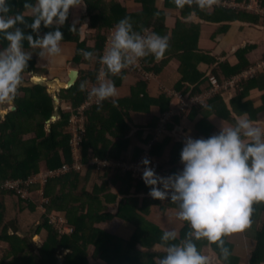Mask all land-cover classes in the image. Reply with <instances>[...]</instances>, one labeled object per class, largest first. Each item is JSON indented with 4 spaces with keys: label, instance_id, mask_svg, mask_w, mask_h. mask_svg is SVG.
<instances>
[{
    "label": "trees",
    "instance_id": "1",
    "mask_svg": "<svg viewBox=\"0 0 264 264\" xmlns=\"http://www.w3.org/2000/svg\"><path fill=\"white\" fill-rule=\"evenodd\" d=\"M127 1L81 0L70 6L65 23L59 26L62 32L59 43L77 46L70 63L74 68L83 70L74 87L60 91V119L52 120L57 111L56 100L48 93L47 86L39 83L42 80L29 87L18 86L13 98L16 109L5 114L4 118L0 116V264H157L166 254L169 244H179L186 239L192 240L201 253L212 248L219 264H239L241 260L246 264H264V202H254L251 223L244 227L253 230L252 234L247 235L248 243L253 247L250 255L245 259L236 255L233 240H238V237L231 235L235 231L222 237L224 246L229 250L225 258L220 255L216 242L208 241L205 237H194L187 221L183 222L175 239L162 240L165 230L145 219V215H149L152 208L160 213L179 209V201H172L169 196L163 199L151 197L148 194L151 185L134 178L130 171L114 169L110 165L101 170L98 164H90L96 158L107 160L110 164L121 161L132 163L144 153V148L137 145L140 139L142 144L152 143L150 154L158 158L162 171L170 174L178 172L181 146L178 149L173 147L169 161H161L166 144L155 142L156 130L161 118L166 115L165 111L174 109L172 105L177 100L174 97L176 92L193 97L209 91L212 87L210 76H214L219 84L235 78L237 83L227 90L219 89L203 104L193 105L190 109L181 110L177 105L174 110L179 115L173 119L176 123L182 120L190 122L200 115L194 127L195 137H207L218 133L221 129L219 125L234 126L236 118L245 113L251 121H256L258 113L264 111V94L259 95L261 105H256L254 99L243 100L252 90L264 92V54L256 62L249 59L258 45L247 43L239 47L232 57L221 61L219 57L199 52L198 27L184 22L183 17L194 13L201 20L200 23H221L217 33L226 32L231 23L237 22L264 26V0H220L231 5L213 4L217 7L212 10L208 4L199 7L196 0H184L182 6H177L175 0H164L165 8L162 11L156 7L159 0H137L139 7L136 8L129 7ZM10 2V14L19 13L24 17V22H18L13 28L19 26L34 39L56 26L54 23L44 26L41 22L38 30L33 31L26 25L35 15L31 5L36 0H27L29 7H25V0ZM79 7L87 8V16L76 22L75 10ZM258 7L260 10H257ZM168 9L179 11L174 30L167 26ZM125 15L130 18L134 32L146 35L155 31L167 35L168 47L159 58L150 52L140 57V68L128 70L124 67L120 72L112 73L100 57L113 25ZM73 22L74 28L70 29L69 25ZM92 41L95 42L93 47L90 45ZM7 44L8 41L0 34V50ZM21 48L32 54L39 46L33 47L27 39H22ZM81 49L91 55L85 57L79 51ZM127 55L122 50V57ZM171 59L179 62L181 78L170 96L164 91L160 97H152L148 89L151 79L146 75L160 73ZM35 65L36 59L31 55L21 75L38 72ZM199 65H205L207 69L200 70ZM102 72L107 80L114 82L116 92H119L115 97L117 103L114 105L112 98H108L99 107L94 105L86 110V131L79 139L78 153L79 157L82 156L80 163L86 168L78 170L74 166L77 160L71 122L75 111L90 97V89L101 82ZM128 73L139 76L136 85H123ZM81 82L84 84L83 90L78 87ZM231 91L233 96L227 100ZM67 105L75 111L67 110ZM132 112L150 116L149 125L139 127V134L135 136L132 135ZM49 123L50 127L47 126ZM167 129L172 130L169 121L164 130ZM147 130L149 133L143 139ZM27 135L29 138L25 140ZM65 166L69 170L63 172ZM41 171L44 172L43 180L35 181L36 177H42ZM6 181H20L21 189L28 193L29 199H40L39 203L42 202L43 213L36 210L38 207L32 201L28 205L30 216L42 214L43 222L38 224L35 233L32 234V225L24 232L23 221L8 218L7 197L14 195L21 198V193L4 188ZM140 197L143 205L138 203ZM114 204L116 210L111 207ZM55 216L56 220L53 219ZM114 221H121V224L111 232L108 225L114 224ZM67 227H71L72 232H68ZM43 231L46 232L45 241L42 247H38L34 238L35 235H42Z\"/></svg>",
    "mask_w": 264,
    "mask_h": 264
},
{
    "label": "clouds",
    "instance_id": "2",
    "mask_svg": "<svg viewBox=\"0 0 264 264\" xmlns=\"http://www.w3.org/2000/svg\"><path fill=\"white\" fill-rule=\"evenodd\" d=\"M80 2L36 0L31 5L35 15L26 26L33 31L38 30L41 22L44 26L53 23L56 26L34 39L19 26L13 28L18 22H24V17L19 13L10 14V0H0V34L8 41L7 46L0 50V102H9L14 98L22 82L21 74L31 58L30 53L22 51V39H27L33 47L39 46L41 56L44 51L59 53L62 38L59 26L65 23L70 6ZM183 2L175 0L177 6H182ZM196 2L199 7H204L210 0ZM25 7H29L27 0ZM74 23L69 25L70 29L74 28ZM108 39L110 44L105 47L100 59L112 73L120 72L136 58L144 57L149 52L159 58L168 47L167 35L155 31L141 35L132 31L127 15L115 22ZM122 50H128L129 55L122 57ZM79 51L85 57L91 55L86 50ZM78 87L83 90V82ZM88 95L95 97L98 107L108 98H112L114 105L117 103L116 86L111 80L93 86ZM180 160L182 169L162 176L149 167V158H141L140 163L144 165L141 179L145 185H151L148 194L153 198L169 196L172 201H179L176 216L190 224L194 237H205L208 241L216 242L220 255L226 258L229 250L224 246L222 237L249 225L252 205L254 202H264V127L251 121L245 113L236 118L234 126H222L216 134L195 138L187 135L180 150ZM176 235L175 230H165L161 239H175ZM165 251L166 254L157 264L209 262V258L198 251L190 239L169 244Z\"/></svg>",
    "mask_w": 264,
    "mask_h": 264
},
{
    "label": "crops",
    "instance_id": "3",
    "mask_svg": "<svg viewBox=\"0 0 264 264\" xmlns=\"http://www.w3.org/2000/svg\"><path fill=\"white\" fill-rule=\"evenodd\" d=\"M122 1L125 2L126 0H122ZM136 1L137 0H129V1H127V5L131 8L139 7V4H137ZM156 7L160 11H162L165 8L164 0H159ZM214 7H217V6H214L213 4L208 3V8L210 10H212ZM167 13L169 14V17L167 19V26H168V28L174 30L176 28L177 17L179 15L178 14L179 11L176 12V10L172 11V10L168 9ZM183 21L188 23V24L190 23V24H193V25L198 27V40H199L198 41V49H199L200 53H208L210 55H213L214 57H219V58H221V61H224L228 57H232L238 51L239 47H243L247 43H253V44H257L258 48H257V50L253 51V54L251 55V58H249V59L251 61L256 62L264 54V26L263 25L252 26L251 24L246 23V22H244V23H241V22L231 23L230 27L227 29L226 32L217 33L218 27L220 25H222L221 23L220 24H212V23H206V22L200 23L201 20L198 19L196 14H194V13L190 14L186 18L183 17ZM216 33H217V35H216ZM59 45H60V49H61L59 53L49 54L46 51L45 54H47V56L43 57V59L40 56H38L36 58V64H37V70H42L44 73H45V70H43V69H46V72L50 71L49 65L53 66L54 69L58 68L59 72H61V73H63V71H65V73H63V74L60 73V75L58 74V76H56V77H58L57 80H60L62 82V81H68L69 80V70H65V68H67L66 65L70 62V60L73 58V56H75L77 46L74 44H60V43H59ZM39 49L41 52L40 47L38 48V50ZM48 55H49V57H48ZM199 66H200V68H199L200 70H206L207 69V67H205V65H199ZM71 67H73V66H71ZM179 68H180L179 62L176 59H171L169 64L167 66H165V68L163 70H161L160 73H156V74L154 73L155 76L153 78H151V80L148 81L149 94L155 98L160 97V95L164 92L158 86L160 83V84H163V86L165 87V92L167 93L168 96H170V93L173 91V89L175 88V85L179 82V80L181 78V74L179 73ZM73 69L80 70V69L74 68V67H73ZM82 70L83 69L80 70L81 73H82ZM84 71H85V68H84ZM49 74H50V72L48 73V76L45 75L46 77L45 76H41V77L37 76V78H39L42 81H46V79H48V77H49ZM154 79H156V80H154ZM106 80L107 79L105 77L104 81H106ZM37 81H38V79H37ZM138 82H139V76L138 75H135L133 73H128V74H126L123 85L129 87V86L136 85ZM253 92L256 94L255 96L251 95ZM261 93L262 92H259L257 90H252L248 93L246 98L253 96L255 98L254 99L255 104L261 105L262 102L260 100L261 98L259 97V95ZM117 94H119V92H117ZM243 101L245 102L246 100H243ZM67 107H70V105H67ZM171 110H172L171 108L170 109L168 108L165 111V113H169ZM153 112H155V109ZM258 114H264V111H261ZM130 117H131V126L133 128V131H132L133 136L139 134V127L149 125V123H150V116L148 114L132 112ZM200 118H201V116L198 115L195 118V120L190 121V122H188V121H185V122L186 123H194L193 127H195L196 122L199 121ZM253 122L256 123V121H253ZM177 124H179V123H177ZM50 126H51V124L49 125V127ZM219 128H221L220 125H219ZM148 133H149L148 130L144 131L143 139L147 137ZM192 134H194V133H192ZM193 136H195V135H193ZM141 141L142 140L139 139L137 141V145L141 146L143 148L144 144H142L143 142H141ZM151 216L154 217V219L156 220V222L158 224H159V221L164 220V219L159 218L160 216L158 213H152ZM169 219H171V218H169ZM171 220L172 221L169 222L166 230H175L176 232L180 231V229H181V227L179 225L180 222L177 220H173V219H171ZM212 255H213V253H212ZM215 256H216V254H215Z\"/></svg>",
    "mask_w": 264,
    "mask_h": 264
},
{
    "label": "rangeland",
    "instance_id": "4",
    "mask_svg": "<svg viewBox=\"0 0 264 264\" xmlns=\"http://www.w3.org/2000/svg\"><path fill=\"white\" fill-rule=\"evenodd\" d=\"M251 5H254V4L251 3ZM84 16H87V8L86 7L84 9L80 8V7L76 8V10H75V20H76V22H80ZM86 23L87 24L89 23L88 19L86 20ZM90 45H91V47L95 46V42L92 41L90 43ZM41 51H42V49H41ZM39 53H40V49L35 51V53H32L31 55L34 56L35 59L38 56H40L42 59H43V57L47 56V54H45L46 51H44L45 55H42V56L39 55ZM48 57H49V55H48ZM71 66H72V63L69 62L66 65L67 68H65V70H71V69L73 70V67H71ZM35 68L37 69V64L35 65ZM49 68H50V71H49L50 74H49L48 79H46V81H40L39 83L43 82L44 85L47 86V88H48L47 91H48L49 94L53 95L54 97L57 96V95L60 96V90H57L59 88H58V85H56V82H57V79H58V77H56V76H58V74L60 75L61 72H59L58 68L54 69L53 66L49 65ZM43 70H45V73L42 70H38V72H35V73H25L24 75H22L23 76L22 78L24 80H22L21 85L25 86V87H29V86H32V85L38 83V81L40 79L37 78V76H39V77L45 76V75L48 76L49 72H46V69H43ZM63 73H65V71H63ZM63 73H61V74H63ZM37 79H38V81H37ZM154 80H156V79H154ZM158 86L161 88L162 91H165V87L163 86V84L159 83ZM262 94H264V92H262L260 95H262ZM251 95L255 96L256 94L253 92ZM232 96H233V92L231 91L227 95V100H231ZM253 96H250L251 98L250 97H248V98L245 97L244 100L249 101L251 99H255ZM60 104H61V102H60ZM60 104H59V101H56L57 111H56V115L55 116H57V118H56V120H54L52 118L53 122L57 121L58 119L61 118V115L59 114L60 106H61ZM14 106H15V101L13 99L11 101H9V102H0V116L2 118H4V115L9 113L10 111H12V107H14ZM173 106H174V109H175V107L177 106V102H175L172 105V107ZM174 109H172L169 112V116H167V120H166L167 123H168V121H169V123H171L172 130L167 129V130H163L162 132H158L157 131V133L155 134V142L157 141V142L166 144V146H163V144H162L163 150H162V153H161V161H164V160L165 161H169L170 160V157L172 156L173 147L178 149L181 146V148H182L185 136H187L189 134V135H192V137H195V136H193V135H195L194 127H193L194 123H186L185 120H182L181 122L179 121V124H177L176 121L173 120V119H174L175 116H178L179 113L175 112L176 110H174ZM184 116H183V119H184ZM257 117L258 118L256 120V124L264 127V114H258ZM50 124L51 123H49V125ZM49 125H47V126H49ZM192 133H194V134H192ZM28 138H29V135L24 137L25 140H27ZM149 143L150 142L144 144V146H143L144 151H147V149L149 147L148 146ZM152 146L153 145L151 144V149H152ZM150 155H151V157H152V159L154 161H156L157 163H160L158 158L154 157L153 154H150ZM80 157L82 158V156H80ZM178 168H179V170L183 168V163L181 162V160L178 162ZM41 174H42V177H39V176L36 177L35 181L43 180L44 172L41 171ZM102 182H103L102 180L99 181L100 185L102 184ZM114 191L116 192L117 190H114ZM38 197H40V195H38ZM29 198H30V196H28L27 192H21V198H18L17 196H14V195H12V196L9 195L7 197V206L9 207L8 218H10V219L14 218L16 220L23 221L24 224L22 225V227H23L22 231H24V232L28 231L30 229V225H32L31 226V230H32V234H33V233H35V231H36V229L38 227V224L43 222V220L41 219V215L42 214H32L30 216V209L28 208L29 207L28 205L30 204L29 202L32 201L31 203H33L34 205H36V207H38V208H36V210H39V212H41V213H43V211H45V209L41 205L42 202L39 203L40 199H39V201H35V200L29 199ZM23 199L25 200V203H24ZM138 203L140 205H143L142 197H140ZM21 206H22V210H21ZM111 207H113V209H114L115 208V204L112 205ZM114 210H116V208ZM151 210L152 211L150 212L149 215H145V217H146L145 219L150 220L152 223H154L155 225L159 226L163 230L167 229V225L169 224L170 221H172L171 219L179 221L180 222V224H179L180 227H182L183 222H185L184 220H181L179 217L176 216V212L179 211V209L169 210V211L164 212V213L158 212L156 210V208H152ZM152 213H158L159 216H160L159 218L164 219V220L159 221V224H158L156 222V220L154 219V217L151 216ZM33 218L37 219V221L34 220ZM169 218H171V219H169ZM53 219L56 220V216ZM34 221H36V223H34ZM120 224H121V221H118L117 223H116V221H114V224L111 223V224L108 225V229L111 232H114V231H116V229L119 227ZM67 231L68 232H72V228L71 227H67ZM178 232L179 231L176 232L177 233L176 236H178ZM250 233L252 234L253 230L250 231L249 229L244 228V229L237 230L235 232V234H231L234 238L238 237V240L237 239L233 240L234 244L236 246L235 253H236V255L238 257H241L242 259L244 257L247 258L250 255V250L253 248L252 245H249V243H248L247 235L250 234ZM44 235H46V232H44V231L42 232V235H35L34 241H35L36 246H38V247H42L43 246V243L45 241ZM0 246H1V244H0ZM68 252H69V250L66 251L65 253H68ZM212 253H213V255H212ZM202 254L206 255L209 258V263L210 264H219V260L215 256V252H213L212 248L209 247V248L203 250ZM61 257H63V256H61ZM244 262L245 261L241 260V262L239 264H246Z\"/></svg>",
    "mask_w": 264,
    "mask_h": 264
},
{
    "label": "built area",
    "instance_id": "5",
    "mask_svg": "<svg viewBox=\"0 0 264 264\" xmlns=\"http://www.w3.org/2000/svg\"><path fill=\"white\" fill-rule=\"evenodd\" d=\"M209 3L212 4H217V5H224V6H228L231 5L228 2H224V1H220V0H210ZM234 6V5H232ZM249 7L252 8L251 5H249ZM257 10H260V8L258 7ZM110 44V41L108 39L107 41V45ZM124 53L129 55L128 50H123ZM141 66V62H140V57L136 58L132 63H130V66H126L128 70H131L133 67H139ZM248 74H245V76ZM104 72L101 73L100 76V80L104 81ZM146 77L148 78H153L154 75H152L151 73H148L146 75ZM210 83H211V89L209 91H205L202 94H198L195 95L193 97H188V96H184L182 93H177L174 96L177 100V105H179L180 109H190L193 105L196 104H203L212 94L216 93L219 89H224L227 90L229 88V86L233 87L236 83H237V79H233L230 82H226L224 84H219L218 80L214 77V76H210L209 77ZM171 95V93H170ZM97 105L96 103V99L94 96H90L87 101L80 106L76 111L72 108V107H67V109L70 110H74L75 113L73 115V119H72V126L70 127V130L74 133V150H75V155H76V160L77 162L75 163V168L78 170H85L86 166L80 163V157L78 155L79 150H80V142L79 139L81 138L82 134L85 133L86 131V115L85 112L87 109H89L90 107ZM167 116H169V113H166L165 116H163L160 120V123L158 125L159 128H157L158 132H162L165 129L166 126V120H167ZM163 125V126H162ZM162 126V127H161ZM151 144H148V149L147 151H144V153L136 160L133 161L132 163H125V162H113L112 164L108 163L107 160H101V159H94L90 162V164H98L99 169L104 170L108 165L113 166L114 169L118 168L121 169L122 171H130L132 173V176L136 179H141V175H142V170L144 168V165L140 163V160L142 157H147L149 158L150 164L149 167L154 169V172L158 175H162V176H167L170 175V173L168 171H162L159 167V163H157L156 161H154L150 155V149H151ZM69 168L67 166L64 167V170H62L63 172L68 171ZM20 181H6L4 183V188L6 189H11V190H16L18 193L24 192V190L21 189L20 186ZM67 229V228H66Z\"/></svg>",
    "mask_w": 264,
    "mask_h": 264
},
{
    "label": "water",
    "instance_id": "6",
    "mask_svg": "<svg viewBox=\"0 0 264 264\" xmlns=\"http://www.w3.org/2000/svg\"><path fill=\"white\" fill-rule=\"evenodd\" d=\"M80 76H81V71L80 70H76V69H73V70H69V80L68 81H62V87H60L59 89L57 90H68V89H71L72 87H74L79 79H80ZM55 100L56 101H59V104L61 102L59 96H55ZM16 107H12V110H15ZM57 116H53V119L56 120Z\"/></svg>",
    "mask_w": 264,
    "mask_h": 264
},
{
    "label": "bare ground",
    "instance_id": "7",
    "mask_svg": "<svg viewBox=\"0 0 264 264\" xmlns=\"http://www.w3.org/2000/svg\"><path fill=\"white\" fill-rule=\"evenodd\" d=\"M56 85H58V88L62 87V82L60 80H57Z\"/></svg>",
    "mask_w": 264,
    "mask_h": 264
}]
</instances>
